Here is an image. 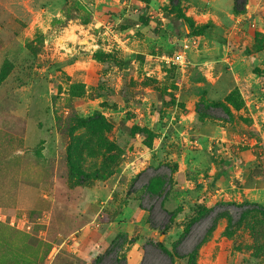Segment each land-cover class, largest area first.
Here are the masks:
<instances>
[{
  "label": "rangeland",
  "instance_id": "374dc122",
  "mask_svg": "<svg viewBox=\"0 0 264 264\" xmlns=\"http://www.w3.org/2000/svg\"><path fill=\"white\" fill-rule=\"evenodd\" d=\"M41 1L0 0V264H264V204L235 200L209 174L230 157H256L263 172L264 123L214 109L202 138L170 104L224 102L234 84L222 57L251 59V84L264 69V0H238L241 14L235 0ZM98 1L110 30L87 28L89 45L77 25ZM132 16L148 19L133 35ZM182 16L208 28L194 35ZM179 53L182 65L167 62ZM263 82L244 89L262 115Z\"/></svg>",
  "mask_w": 264,
  "mask_h": 264
},
{
  "label": "crops",
  "instance_id": "0c3cea01",
  "mask_svg": "<svg viewBox=\"0 0 264 264\" xmlns=\"http://www.w3.org/2000/svg\"><path fill=\"white\" fill-rule=\"evenodd\" d=\"M152 1V0H151ZM39 2H42L41 0H36V5L39 3ZM117 2H121V0H117ZM140 6H143L144 4L147 5L143 0H138ZM153 2V1H152ZM127 4V1H123L122 5H126ZM131 4V1L130 3ZM35 5V6H36ZM92 5V8H94V11L92 13V16H93V20L92 22H88L86 24H84L83 22L80 24V25H77V27L80 29V32H83L82 30H84V34L86 35V38H84V40H87V42L89 43V45H94L92 44V40L95 41V39L97 38L96 36H94L93 34L90 33V31L87 29V28H98L100 25L104 27V29H106V31H104V34H107L109 33V30H110V25H108V22L106 23V20H105V17H109V16H106L108 14H106V9L105 7H102L100 9L99 7V1L98 3L95 5V4H90ZM151 5V3H150ZM87 7V4L85 5ZM194 9V8H193ZM9 10V9H8ZM28 10H30V12H33L34 13V8H29ZM113 12H118L119 10L118 9H112ZM13 11V10H12ZM135 11L137 12V9H135ZM60 10L58 11L57 14H52V17H53V21L54 20H59L60 18H64V16L62 15V13H59ZM105 14L103 16H99L98 17V14ZM62 16V17H61ZM238 18H241L238 16ZM120 21V19L118 20V22ZM214 21L218 24V22L214 19ZM73 22V20H70L68 21L67 25H65L64 27H62L63 30H61V34L60 36H58L57 38V41L60 40V39H66V36H68L70 34V29L73 27L70 23ZM76 22V21H75ZM34 23V22H33ZM144 26V24H141V23H138L136 24L135 26L133 27H130L128 28V32H130L131 35L133 34H137V28H140L141 26ZM141 31V29H140ZM12 33H15V32H12ZM45 32L43 31V35ZM125 33V36L126 34L128 35L127 32H124ZM68 34V35H67ZM79 34H76V36H78ZM123 32H120L118 34V36H123ZM136 37V35H135ZM132 38L133 41H136V39ZM122 38V37H120ZM161 39V44H164L166 43L165 42V39L160 37ZM95 46H98V45H95ZM225 47H228V46H224L223 45V48ZM229 48V47H228ZM230 49V48H229ZM160 58V57H159ZM244 57H236L235 58H225V57H222L221 61L222 62V65L223 67L226 66V64L228 63V60L231 61V59H233L231 62L229 61V63L227 64L229 67H228V72L232 74V83L234 84L233 88H238L243 96V99L245 101V107L240 110V111H236V110H232L233 114H234V119H238L240 117V115H244V118H250L252 121H253V125L256 126L258 128V130L260 131L261 128L263 127L262 125H260V123H264V115H262V112L258 111V109L260 108L259 106H257V101H251V102H248L246 101V98L244 97L245 93H244V89L245 91H248L249 93H253L254 92H257L256 94H258V91L257 89L260 88L261 84L263 81L262 78H260L259 76H257L256 74H254L253 72H250L248 74V78L251 80V84H248L246 87H242V82L243 80H246L247 77L244 76V74L241 72V70L245 71L247 68V63H249V61L251 60H245L243 59ZM253 58V56H252ZM256 62V59L254 58L253 59V63ZM224 63V64H223ZM222 65L220 64L219 66L222 67ZM250 64H248L249 66ZM248 79V80H249ZM259 82V83H257ZM264 83V82H263ZM257 84V85H256ZM248 88V89H247ZM247 89V90H246ZM233 89L231 88L229 90V92H231ZM42 90L38 91V92H41ZM228 92V93H229ZM255 95V94H254ZM252 95V96H254ZM177 97V95H176ZM179 101V100H178ZM34 102V101H33ZM33 102L30 104V113H32V104ZM252 102H254V106L253 108H251V104H253ZM40 102L37 100V104L35 105L36 108L37 107H41V105L39 104ZM43 107V106H42ZM177 107L176 109L180 110L179 112L182 111V108L176 104ZM247 107V108H246ZM185 108H187V110H189V112H185L182 114V117L183 118H188L189 122L190 123H194L195 120H196V117H197V113H196V110L192 108V105H185ZM43 110H45V108H43ZM37 111V109H36ZM46 113V111H44ZM250 112V113H249ZM47 114V113H46ZM240 114V115H239ZM31 116V114H30ZM47 117H48V120L50 122V117L49 115L47 114ZM209 119H206V121L204 122L202 128L200 129V137H208V133L206 135V126L207 124H209L208 122ZM263 120V121H262ZM232 123V120L229 121ZM235 123L237 124V122L235 121ZM51 124V123H50ZM227 131L223 130L222 134L223 133H226ZM220 140L222 141H225L227 140L226 137H220ZM235 142V141H234ZM237 143V142H235ZM233 144V143H232ZM233 157H230L227 161L231 160ZM253 159L256 160V157L252 158L250 157V159H247L246 162H244V159L240 157V160H238L240 163V165H237V166H231L229 168H227L226 170L224 169L223 171H219L218 168H214V169H211L210 171V176H213L212 177V182H211V179H210V184L211 186H223L224 188L226 189H232L234 190L235 192V200H243V199H247L249 201H252V202H255V203H258V204H264V171L263 172H259L257 175H254L253 177H250V171H251V167H252V164H254L256 161H254ZM264 169V168H263ZM222 191H224V189H222ZM233 193V194H234ZM227 195V193H226Z\"/></svg>",
  "mask_w": 264,
  "mask_h": 264
},
{
  "label": "trees",
  "instance_id": "16d2710c",
  "mask_svg": "<svg viewBox=\"0 0 264 264\" xmlns=\"http://www.w3.org/2000/svg\"><path fill=\"white\" fill-rule=\"evenodd\" d=\"M146 4H147V6H149L150 5V2H151V0H143ZM171 2H172V4L174 3L176 6H179V4H180V2H181V0H171ZM238 7H239V5H238V0H235V3H234V9H233V11H234V13L235 14H241L242 12H240L239 11V9H238ZM85 8H87L86 6H85ZM182 18L183 19H185L186 18V20L190 23V26H191V28L192 29H194V31H193V34L194 35H196V34H198V33H204L205 32V30L208 28L207 27V25L206 26H204L202 29H195L194 28V25H193V22H192V20L191 19H187V17H185V16H182ZM92 20H93V16H90L89 18H87L85 21H83V23L84 24H86V23H88V22H92ZM130 25H136V24H138V23H140V22H142V24H144V25H148V19H146V18H141V20L139 21V20H137L135 17H130V21H127ZM128 29V28H127ZM198 30V31H197ZM257 49V48H256ZM264 51V50H263ZM92 57H93V59H95V60H97V61H99V62H101V63H106V62H108L109 61V59H111L110 58V55L109 54H107V53H104L103 51H98V52H95V53H93V55H92ZM13 70H14V68H12V70H10V71H8L7 69L5 70V77H7V78H9V76H10V74H11V72H13ZM8 71V72H7ZM0 80L2 79V73H4V71H0ZM253 73L254 74H256L257 76H259L260 78H262V79H264V69H259V68H254L253 69ZM3 81V80H2ZM171 98H172V101L170 102V104L172 105V106H174V105H179L182 109H184L185 108V105L184 104H182V101H180L179 99H177V97H176V95H171ZM179 100V101H178ZM245 107V101H244V99H243V96H242V94H241V92H240V90L238 89V88H235V89H233L231 92H229L227 95H226V97H225V99H224V102H218V103H214V104H210V105H205L204 103H199L198 105H197V109H196V113H197V117H196V120H195V122H194V125L197 127V128H199V129H201L202 128V126H203V124H204V122L206 121V119H211V118H215V116L214 115H212V110H214V109H220V110H222L224 113H225V115H226V117L224 118V120L226 119V121H231V120H233L234 119V114H233V112H232V110L234 109V110H236V111H240V110H242L243 108ZM243 121L245 122V123H248L249 125H251L252 126V124H253V122H252V120L251 119H248V118H244L243 119ZM232 162H233V158L231 159V160H229V161H226L225 163H224V165L223 166H221L222 167V169L224 170H226L227 168H229V167H231V165H232ZM239 162V161H238ZM259 165H261L260 164V162H258V163H254V164H252V167H251V171H250V177H253L254 175H257L258 173L256 172V170L257 169H259L260 167H259ZM264 168V167H263ZM173 171V170H172ZM263 171H264V169H263ZM220 172H221V170H220ZM208 192V191H207ZM155 193H157V192H155ZM158 194V193H157ZM158 196H160V195H158ZM205 198H206V196H204V197H202V199H201V202H199V204L200 205H202L203 206V204H204V202H205ZM254 205H257V204H254ZM259 206V205H258ZM261 206V205H260ZM171 214V216L174 214V213H170ZM170 225H168V227H167V229H169L170 227H171V225L173 224V219L170 221V223H169ZM188 231H189V229H186L184 232H185V234H184V236H183V238H185L186 237V235H187V233H188ZM263 235H262V248H264V232L262 233ZM160 247L161 248H163V250L172 258V259H174V257H175V252L176 251H174V254L171 252V251H169L168 249H166L163 245H160ZM190 264H193V257H190Z\"/></svg>",
  "mask_w": 264,
  "mask_h": 264
},
{
  "label": "built area",
  "instance_id": "2783aa9c",
  "mask_svg": "<svg viewBox=\"0 0 264 264\" xmlns=\"http://www.w3.org/2000/svg\"><path fill=\"white\" fill-rule=\"evenodd\" d=\"M167 62H172L175 64L182 65L185 62V54L184 53H179L175 57H167L166 58Z\"/></svg>",
  "mask_w": 264,
  "mask_h": 264
}]
</instances>
